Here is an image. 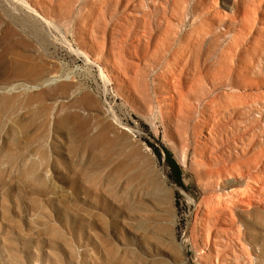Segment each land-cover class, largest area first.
<instances>
[{
	"label": "rangeland",
	"instance_id": "obj_1",
	"mask_svg": "<svg viewBox=\"0 0 264 264\" xmlns=\"http://www.w3.org/2000/svg\"><path fill=\"white\" fill-rule=\"evenodd\" d=\"M195 156L206 183L251 176L234 214L199 210ZM205 243L264 264V0H0V264H199Z\"/></svg>",
	"mask_w": 264,
	"mask_h": 264
},
{
	"label": "bare ground",
	"instance_id": "obj_2",
	"mask_svg": "<svg viewBox=\"0 0 264 264\" xmlns=\"http://www.w3.org/2000/svg\"><path fill=\"white\" fill-rule=\"evenodd\" d=\"M27 4L33 12L41 16L43 20L48 21V18L45 15L39 13L34 5H31L29 1H27ZM50 21L51 20L49 19V22ZM83 54L89 60H91L92 56L90 52L83 50ZM101 69L102 71H105L104 67H101ZM106 75L108 74L106 73ZM110 79L112 78L110 77ZM203 117L204 110L201 107V109L199 110V117L197 118L196 123L193 127L197 141L199 137L203 136L202 133L199 132V126ZM197 141L195 143L196 153L198 148ZM194 159L196 161V164L200 166V168H198L197 170V177L198 184L203 188L204 194L200 203L201 207L199 208V210L201 212L230 210L231 213L234 214L236 206L247 201L246 199L248 198V192L250 191L251 176H248L241 166H237L235 170H228L225 175H221L220 173L218 174L216 180L206 183L204 179H206V176H208L211 172L209 163L204 157L198 158L195 156ZM245 181L247 183L246 189L242 190L240 188V185ZM195 242H197V238H195ZM211 258L212 251L210 250L208 243H205L198 249L197 261L199 262V264H210Z\"/></svg>",
	"mask_w": 264,
	"mask_h": 264
},
{
	"label": "trees",
	"instance_id": "obj_3",
	"mask_svg": "<svg viewBox=\"0 0 264 264\" xmlns=\"http://www.w3.org/2000/svg\"><path fill=\"white\" fill-rule=\"evenodd\" d=\"M166 153H167L168 162H169L172 166H174V167H178L179 165H178V163L175 161V159L172 157V154H171L168 150L166 151Z\"/></svg>",
	"mask_w": 264,
	"mask_h": 264
}]
</instances>
